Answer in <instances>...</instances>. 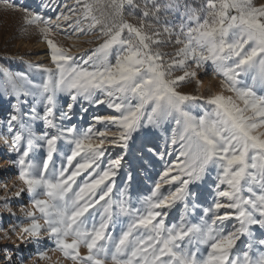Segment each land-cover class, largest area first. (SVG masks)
<instances>
[{"label":"snow or ice","instance_id":"6c2138e0","mask_svg":"<svg viewBox=\"0 0 264 264\" xmlns=\"http://www.w3.org/2000/svg\"><path fill=\"white\" fill-rule=\"evenodd\" d=\"M0 8L48 57L37 75L0 66L17 181L0 180V264H264V3ZM81 40L95 46L74 54ZM10 197L27 198L22 219Z\"/></svg>","mask_w":264,"mask_h":264},{"label":"rangeland","instance_id":"374dc122","mask_svg":"<svg viewBox=\"0 0 264 264\" xmlns=\"http://www.w3.org/2000/svg\"><path fill=\"white\" fill-rule=\"evenodd\" d=\"M20 4H24L26 0H18ZM28 3H32L33 0H27ZM189 2L194 5L197 3V0H189ZM258 3H264V0H257ZM21 25V14L18 12L8 11L3 8H0V66L7 67L13 72H24L29 75H37L27 68L28 63L42 64L48 62V57L45 55L47 49L45 45L41 42L39 37L35 33L25 34L20 30ZM85 39H96L95 37H89ZM69 44L73 43L72 41L67 42ZM95 45H89L84 40L77 42V48L74 49V54L79 55L80 53L86 51L90 47ZM171 51V49H168ZM46 57H43V56ZM23 58V59H21ZM219 79L213 77L204 78V89H211L212 91L219 90ZM195 84L190 85L185 91L193 92L195 89ZM0 106L3 107L0 111V117L4 115V112L9 108V101L6 98H0ZM138 147V145L136 146ZM135 151V149H133ZM7 149L0 142V164L4 162L6 168V173L0 174V180L7 182L11 187L12 184L17 183L16 181V170L9 164L5 163V160L8 159ZM2 166L0 165V170ZM135 178V173H134ZM0 195H4L2 189H0ZM12 201L13 210L16 212L17 219L23 218V213L18 207L20 204H26L27 198L23 197L21 199H16L10 197ZM8 219V220H7ZM11 218L8 217L4 220L2 227H7L8 222ZM7 220V221H6ZM2 236V233H0ZM15 243L19 244L18 240H15ZM7 247L9 249H14V244L11 241L0 240V248ZM20 249L23 251L25 257L30 255L33 252L32 245L20 244ZM49 255L52 257L50 264H56L57 261H60V264H63L62 258L59 253L50 252ZM3 254L0 253V259H2ZM34 264H41L40 261H34Z\"/></svg>","mask_w":264,"mask_h":264},{"label":"bare ground","instance_id":"6f19581e","mask_svg":"<svg viewBox=\"0 0 264 264\" xmlns=\"http://www.w3.org/2000/svg\"><path fill=\"white\" fill-rule=\"evenodd\" d=\"M43 56V55H42ZM43 57H46V56H43ZM3 107H1L0 106V111H1V109H2ZM1 166H2V168H1V170H0V174L2 173H6L7 171H6V168L5 167H3L4 166V162H2L1 164H0ZM6 218H8V217H6ZM8 220V219H7ZM6 220V221H7Z\"/></svg>","mask_w":264,"mask_h":264}]
</instances>
